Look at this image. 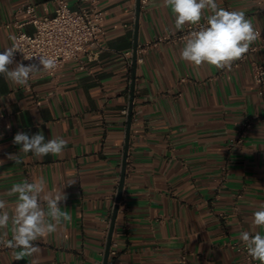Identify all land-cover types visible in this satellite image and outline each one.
Returning a JSON list of instances; mask_svg holds the SVG:
<instances>
[{"label":"crops","instance_id":"obj_1","mask_svg":"<svg viewBox=\"0 0 264 264\" xmlns=\"http://www.w3.org/2000/svg\"><path fill=\"white\" fill-rule=\"evenodd\" d=\"M67 2L77 8L88 0ZM217 3L243 11L264 34V0ZM29 4L38 16L56 8V0H0V51L20 28L34 31ZM97 6L105 13L98 47L54 77L33 73L26 86L0 76V192L43 178V195L65 192L61 207L72 217L37 241L39 254L17 261L16 250L0 244V264H103L131 103L116 253L108 264H248L235 244L264 205V92L251 68L264 47L217 70L181 60L186 39L160 42L137 52L131 100L135 39L143 46L188 25L175 29L163 0H141L137 28V0H97ZM245 121L251 127L238 142ZM39 131L66 140L62 154L37 158L13 143L17 132ZM7 154H19L21 163ZM6 199L11 209L15 199ZM0 238H11L10 226Z\"/></svg>","mask_w":264,"mask_h":264},{"label":"clouds","instance_id":"obj_2","mask_svg":"<svg viewBox=\"0 0 264 264\" xmlns=\"http://www.w3.org/2000/svg\"><path fill=\"white\" fill-rule=\"evenodd\" d=\"M163 3L174 16L175 29L181 30L186 25L198 26L186 38L180 52L181 60L197 68L206 64L217 70H230L233 63L242 59L250 45L261 35L243 11L220 7L217 0H163ZM17 51L14 46L0 51V76L15 85L26 86L33 73L56 67L53 58L39 56L42 69L36 64L23 63H16L15 68H10ZM13 143L21 146L20 152L32 153L37 158L49 154L60 155L67 147V141L62 137L46 139L43 131L33 135L17 132ZM7 159L15 164L21 163L19 154H7ZM3 163L0 160V164ZM73 183L75 180L67 185ZM44 186L43 178L38 183L25 179L0 192V233L6 237L9 226L11 231V238H0V244L16 250L17 261L39 254L41 248L37 241L72 220L71 214L61 207V203L67 201V194L60 190L43 195ZM6 197L15 199L11 209ZM251 227V231H242L239 239L246 246L248 255L264 264V234L257 230L264 229V205L253 212Z\"/></svg>","mask_w":264,"mask_h":264},{"label":"built area","instance_id":"obj_3","mask_svg":"<svg viewBox=\"0 0 264 264\" xmlns=\"http://www.w3.org/2000/svg\"><path fill=\"white\" fill-rule=\"evenodd\" d=\"M225 9L232 10L230 8ZM26 12L30 15L29 23L33 25L34 31L28 33L21 28L17 31L15 42L11 46L19 50L15 53V62L13 63L15 66L16 63L25 65L36 64L42 69V65L39 64V56L50 57L55 60L56 67L52 70L42 71L44 74L54 77L66 63L71 60H78L89 49L99 46V39L103 33L102 23L105 13L98 8L97 0H88V3L77 8L70 7L67 0H56V8L53 15L38 16L32 4L26 7ZM197 27L186 26L181 32L158 37L143 46H138L137 52L145 51L147 48L156 46L163 41L185 40ZM256 30L261 35L250 45L249 51L242 59L264 47V34L260 30ZM27 57L32 58L25 59ZM251 68L255 83L264 92V58L260 61L252 60ZM250 127V121L243 123L238 134V142L243 141L245 133ZM223 171L226 173V167H223ZM235 246L243 254L246 263L260 264L259 261L253 260L248 255L246 246L243 243H236ZM115 253L116 250L112 245L110 255Z\"/></svg>","mask_w":264,"mask_h":264},{"label":"water","instance_id":"obj_4","mask_svg":"<svg viewBox=\"0 0 264 264\" xmlns=\"http://www.w3.org/2000/svg\"><path fill=\"white\" fill-rule=\"evenodd\" d=\"M140 6H141V0H137L136 28L138 27V17H139V13H140ZM137 47H138V40L136 38L135 42H134V62H133L134 71H133V79H132V86L133 87H132L131 100H133V98H134V82H135V66H136V59H137ZM131 118H132V103L130 104L129 112H128V129H127V134H126L125 151H124V155H123L122 172H121L118 190H117L116 197H115V206H114L111 221H110V227H109L107 241H106L103 264H108L109 255H110V248H111L112 238H113V232H114V227H115V222H116V217H117L118 210H119V203L121 202V199H122V192H123L125 176H126V166H127V157H128V144H129V133H130Z\"/></svg>","mask_w":264,"mask_h":264}]
</instances>
